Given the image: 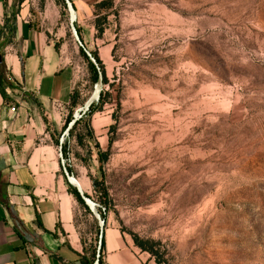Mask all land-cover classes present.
I'll return each instance as SVG.
<instances>
[{"label":"rangeland","instance_id":"rangeland-1","mask_svg":"<svg viewBox=\"0 0 264 264\" xmlns=\"http://www.w3.org/2000/svg\"><path fill=\"white\" fill-rule=\"evenodd\" d=\"M93 14L85 47L106 81L96 93L78 51L56 134L87 183L93 246L102 220L156 264H264V0H101Z\"/></svg>","mask_w":264,"mask_h":264},{"label":"crops","instance_id":"crops-1","mask_svg":"<svg viewBox=\"0 0 264 264\" xmlns=\"http://www.w3.org/2000/svg\"><path fill=\"white\" fill-rule=\"evenodd\" d=\"M100 1L70 0L86 47L97 39L83 33ZM62 11L59 0H0V264L91 258L93 234L83 229L55 141L72 106L79 51ZM98 50L106 56L107 45ZM77 181L86 192V180ZM103 239L102 264H156L115 224L104 225Z\"/></svg>","mask_w":264,"mask_h":264},{"label":"water","instance_id":"water-1","mask_svg":"<svg viewBox=\"0 0 264 264\" xmlns=\"http://www.w3.org/2000/svg\"><path fill=\"white\" fill-rule=\"evenodd\" d=\"M66 9L68 10V13L70 15V19H69V28H70V32L73 36L74 41L76 42L77 46L82 48L84 54L86 55L88 61L95 67L96 71H97V79L95 82V92L98 93L100 92V90L103 87V76H102V72L101 69L96 61V59L94 58V56L91 54V52L84 46L82 40L79 37V34L77 32V29L75 27L74 24V10L72 8V4L70 2V0H63ZM92 102V98H90L87 102H86V106L89 105ZM84 108V107H83ZM81 108L80 110L82 111ZM74 119H72L71 123H74ZM68 125L67 128L65 129L66 132L68 131V128L71 125ZM64 130V131H65ZM63 131V132H64ZM62 132V134H63ZM64 135L62 137V140L64 139ZM62 140H59V145H58V154L60 157V162H61V166H62V172L65 176V178L67 179V181L76 187V191L78 193V195L80 196V198L82 199V201L84 202V204L88 207L92 209V203L89 200L87 194L82 190L80 184L78 183V181L70 174V172L68 171L67 167L64 164V157H63V153H62ZM99 233H98V239H97V244H96V253H95V259L93 261V264H98L99 263V257H100V251H101V246H102V240H103V232H104V221L100 220L99 221Z\"/></svg>","mask_w":264,"mask_h":264},{"label":"trees","instance_id":"trees-1","mask_svg":"<svg viewBox=\"0 0 264 264\" xmlns=\"http://www.w3.org/2000/svg\"><path fill=\"white\" fill-rule=\"evenodd\" d=\"M59 2H60V4L65 8L64 1H63V0H59ZM79 52L83 55V57L85 58V60H86V62H87V64H88L89 70H90V72H91L92 80H93V81H96V79H97V71H96L95 67H94V66L88 61L86 55L84 54L82 48H80V47H79ZM90 52H91V54L94 56V58L96 59L98 65H99V67H100V69H101L102 76H103V83H104V82L106 81V79H105V76H104V71H103L102 63H101L100 59L98 58V56H97V54H96L95 51H90ZM100 95H102V94H100ZM100 97H101V96H100ZM100 101H101V99H99V102H100ZM68 121H69V120L66 119L65 124H64V126H63V129L65 128V126H66V124H67ZM77 123H78V121L75 122V124H77ZM75 124H74V125H75ZM63 129H62V130H63ZM76 138H77V136H76ZM55 141H56V144H59L58 139H56ZM109 143H110V141H109ZM94 145H95L96 147H98L97 143H95ZM97 150H98V149H97ZM64 151H65V150H64V146L62 145V153H63V154H64ZM97 155H98V161H99L100 163H102V161L105 160V158H106V152H102V151L99 150V151H97ZM69 170H70V169L68 168V171H69ZM94 184H95V182H94ZM95 185H96V184H95ZM68 187H69L70 192H71V193L74 195V197L76 198V200H77L79 203L83 204L84 208H85L86 210H88V207L83 203V201H82V199L80 198V196L78 195L76 189H74V188L71 186V184H68ZM102 218H105V215H104V214H102ZM98 233H99V231H97V234H96V244H97V239H98ZM134 242L136 243V245H138L140 248H142V250L151 251L150 248H147V247H145L142 243L137 242L136 237H134ZM103 247H104V239L102 240V246H101L100 257H99V263H98V264H102V256H101V255H102ZM95 253H96V245L93 246L92 249H91V258L88 259V260H86V261L84 262V264H93V261H94V259H95Z\"/></svg>","mask_w":264,"mask_h":264},{"label":"built area","instance_id":"built-area-1","mask_svg":"<svg viewBox=\"0 0 264 264\" xmlns=\"http://www.w3.org/2000/svg\"><path fill=\"white\" fill-rule=\"evenodd\" d=\"M10 110L14 111V108H10Z\"/></svg>","mask_w":264,"mask_h":264}]
</instances>
